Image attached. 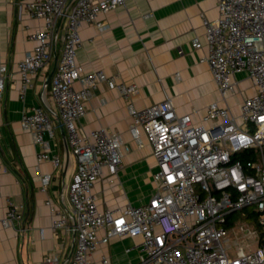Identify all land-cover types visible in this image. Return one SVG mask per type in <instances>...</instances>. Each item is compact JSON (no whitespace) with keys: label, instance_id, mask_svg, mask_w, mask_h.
<instances>
[{"label":"built area","instance_id":"built-area-1","mask_svg":"<svg viewBox=\"0 0 264 264\" xmlns=\"http://www.w3.org/2000/svg\"><path fill=\"white\" fill-rule=\"evenodd\" d=\"M124 2L18 3L20 10L25 7L31 16L43 20L42 27L29 33L34 48L18 62L23 99L37 73L48 69L58 40L62 41L50 91L77 164L67 189L70 209H57L50 199L46 203L54 213L53 228L76 235L75 247L63 264H93L90 256L99 244L109 243L112 236L125 235L142 238V257L135 264H264V0H219L218 17L203 16L208 54L202 61L209 64L225 104L209 103L195 121L190 114L178 113L168 96L139 109L132 100L128 102L132 138L138 145L146 140L156 159V186L141 205L129 202L105 209L99 207L95 183L104 177L115 181L129 147L121 134L103 128L83 134L77 121L86 115L87 103L100 82L105 80L125 97H131L137 89L134 84L119 82L117 75L108 76L101 70L84 72L76 54L84 42L82 25L92 23L103 31L107 24L98 19L99 15ZM193 41L196 46L200 44L198 37ZM6 71L7 65L1 64L0 94L5 88ZM239 72L247 73L255 92L243 97L239 114H235L227 98L239 91ZM176 78H180L179 72ZM21 126L40 145L37 158L52 160L59 166L61 159L50 154L46 136L53 137L55 128L47 111L40 106L30 108L23 113ZM3 171L0 161V173ZM52 177L49 172L42 174V190ZM247 206L259 212L262 237L255 249H239L232 254L227 237L232 228L227 226L228 215ZM19 208L9 201L2 219L4 227L22 218ZM101 230L105 233L99 236ZM251 231L244 229L246 233ZM102 257L104 263H109L108 257ZM60 263L58 254L50 253L40 264Z\"/></svg>","mask_w":264,"mask_h":264},{"label":"crops","instance_id":"crops-1","mask_svg":"<svg viewBox=\"0 0 264 264\" xmlns=\"http://www.w3.org/2000/svg\"><path fill=\"white\" fill-rule=\"evenodd\" d=\"M27 1L0 0V65H7L5 88L0 94V161L5 167L0 173V264H40L50 253H57L63 264L75 247L76 235L73 231L53 228L54 213L46 203L50 199L55 208L70 209L67 189L77 164L50 91L49 76L59 60L62 41L58 40L48 69L37 73L23 99L19 91L22 77L18 62L35 46L29 33L43 26L41 18L31 16L25 7L18 8L19 2ZM218 2L125 0L118 8L99 15L98 19L107 24L103 31L88 22L80 28L84 42L76 57L83 71L101 70L108 76L117 75L119 82L134 84L137 89L131 97H125L118 89L110 88L105 80L100 82L87 103L86 115L77 121L81 133L89 134L98 128L117 132L129 147L115 181L104 177L95 183L99 207L115 208L129 202L141 205L155 190L153 175L157 162L146 140L138 145L132 138V117L127 106L130 100L139 109L168 96L178 113L190 114L195 121L202 117L209 103L225 104L209 64L202 61L208 54L203 16L216 19ZM62 30L63 24L60 34ZM195 37L200 42L197 46ZM237 79H240L239 91L227 98L235 114H239L243 97L255 92L246 72H239ZM44 85L45 93L42 92ZM38 106L55 122L54 136H46L50 154L61 159L57 167L52 160L37 158L41 147L21 126L23 113ZM45 172L53 177L46 190H42L41 176ZM9 201L20 206L22 218L4 227L2 219ZM104 233L101 230L99 236ZM109 240L92 252L93 264L140 261V236H112ZM103 255L109 258V263L103 262Z\"/></svg>","mask_w":264,"mask_h":264},{"label":"rangeland","instance_id":"rangeland-1","mask_svg":"<svg viewBox=\"0 0 264 264\" xmlns=\"http://www.w3.org/2000/svg\"><path fill=\"white\" fill-rule=\"evenodd\" d=\"M253 208V206H249L248 210ZM243 215L244 213L242 214V217ZM249 223H252V226ZM246 228H250L252 231L246 233L244 232V229ZM227 237H229V245L231 246L230 253L235 254V252L239 249H255L257 247L259 234L256 230L254 222L242 218L236 226L231 228Z\"/></svg>","mask_w":264,"mask_h":264},{"label":"trees","instance_id":"trees-1","mask_svg":"<svg viewBox=\"0 0 264 264\" xmlns=\"http://www.w3.org/2000/svg\"><path fill=\"white\" fill-rule=\"evenodd\" d=\"M249 206L245 207V208H242V210H238V211H235L231 214L228 215V223H227V226L229 227H233L235 225H237L241 219H245V220H249L251 222H254L255 226H256V230L258 231V234H259V239L262 237L261 234H262V231H261V228H260V225H259V212L253 208L251 210H248ZM244 213L243 217H242V214ZM250 225L252 223H249ZM252 226V225H251Z\"/></svg>","mask_w":264,"mask_h":264},{"label":"water","instance_id":"water-1","mask_svg":"<svg viewBox=\"0 0 264 264\" xmlns=\"http://www.w3.org/2000/svg\"><path fill=\"white\" fill-rule=\"evenodd\" d=\"M53 73H54V71H52V72L50 73L49 80L52 79V77H53Z\"/></svg>","mask_w":264,"mask_h":264},{"label":"snow or ice","instance_id":"snow-or-ice-1","mask_svg":"<svg viewBox=\"0 0 264 264\" xmlns=\"http://www.w3.org/2000/svg\"><path fill=\"white\" fill-rule=\"evenodd\" d=\"M261 119H264V117H262Z\"/></svg>","mask_w":264,"mask_h":264}]
</instances>
